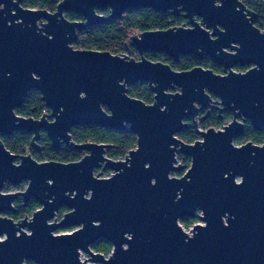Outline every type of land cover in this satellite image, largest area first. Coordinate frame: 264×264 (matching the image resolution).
Here are the masks:
<instances>
[{
    "label": "water",
    "instance_id": "95a60500",
    "mask_svg": "<svg viewBox=\"0 0 264 264\" xmlns=\"http://www.w3.org/2000/svg\"><path fill=\"white\" fill-rule=\"evenodd\" d=\"M22 1L0 0V134L25 130L37 148L45 131L53 148L86 154L37 161L0 139V264H264V144H234L244 130L240 116L264 127V30L254 24L256 12L241 0H61L54 12ZM135 8L182 15L189 26L133 35L140 59L74 46L78 31ZM65 11L84 20H69ZM146 51L175 61L209 56L226 73L175 70ZM237 65L253 66L237 72ZM140 82L151 85L153 103L128 94V85ZM34 89L50 115L17 114ZM212 103L231 111L232 121L198 129L202 139L194 143L180 139L189 127L184 119ZM79 125L129 130L136 147L124 159L110 158L107 143L73 140ZM177 153L190 157L189 167ZM100 168L111 175L99 177ZM24 180V191H3L6 182ZM19 195L41 207L16 222L2 214L15 210ZM62 207L68 212L59 220ZM197 211L203 223L189 234L179 221ZM101 239L112 245L108 256L92 248ZM82 252L89 258L81 260Z\"/></svg>",
    "mask_w": 264,
    "mask_h": 264
},
{
    "label": "trees",
    "instance_id": "16d2710c",
    "mask_svg": "<svg viewBox=\"0 0 264 264\" xmlns=\"http://www.w3.org/2000/svg\"><path fill=\"white\" fill-rule=\"evenodd\" d=\"M61 0H28L24 2L25 7L45 8L49 11H56L57 5ZM249 9L256 12L257 18L255 25L264 30V0H241ZM106 15L109 9L102 10ZM66 17L69 20L83 19L81 15L73 12H67ZM188 22L182 15H172L170 12H157L152 8H135L127 10L121 17L117 19H108L102 24L93 25L78 31V38L73 43L76 48L90 49L100 51H110L118 55H128L129 57L140 59L142 55L131 43V37L140 34L146 30L167 29L173 26H181ZM149 60L155 62H163L169 64L173 69L185 71L194 67L201 66L212 69L215 72L222 73V68L217 66L210 58H197L193 55H181L178 61L168 56L164 52L146 51L143 54ZM240 68V67H239ZM242 69V68H240ZM128 94L151 104L154 100V93L151 86L147 82H140L135 85L128 86ZM17 114L25 117L40 118L49 109L41 99V93L33 90L28 94L24 103L16 109ZM232 119L231 113H226L223 119H219L214 112L204 122L201 123L202 129L211 127H220L227 121ZM73 140L77 143L97 142L107 143V154L113 159L124 158L131 149L136 147L137 137L129 130H114L101 126H74L71 130ZM183 140L188 143L194 142L198 138V134L192 126L180 135ZM33 135L25 130L15 131L11 135L0 134V139L5 143L7 148L15 154H32L38 161H60L73 162L79 160L84 151L73 147L62 146L60 149L52 147L51 141L47 134H43L41 138V150L35 151L32 147ZM252 140L256 143L264 141V129L255 130L250 122L243 136L237 139V142ZM181 163L190 165V159L187 156L179 154ZM110 174V171H107ZM19 203L18 211L10 214L14 219H19L26 214H31L40 208V204L31 200L27 206ZM61 216V214H60ZM195 218H185L182 222L190 225L195 222ZM93 249L105 255H109L112 250L111 244L106 240H99L93 245Z\"/></svg>",
    "mask_w": 264,
    "mask_h": 264
},
{
    "label": "flooded vegetation",
    "instance_id": "af4514ba",
    "mask_svg": "<svg viewBox=\"0 0 264 264\" xmlns=\"http://www.w3.org/2000/svg\"><path fill=\"white\" fill-rule=\"evenodd\" d=\"M25 1H28V0H23L22 1V5L24 6V2ZM25 7V6H24ZM26 8H32V9H40V7L39 8H33V7H26ZM41 9H45V8H41ZM47 10V9H46ZM49 11V10H48ZM50 12H54V11H50ZM67 12H71V11H65L64 12V14H65V16H66V13ZM99 12L100 13H102V14H105V13H103L102 12V10H99ZM74 13V12H73ZM76 14V13H75ZM77 15H81V14H77ZM106 15V14H105ZM82 16V15H81ZM83 17V16H82ZM257 18V17H256ZM80 20H84V17H83V19H80ZM187 20V19H186ZM72 21H74V20H72ZM254 24H255V21H254ZM256 26V25H255ZM260 29V28H259ZM262 30V29H261ZM194 56V55H193ZM196 57V56H195ZM180 58V57H179ZM197 58H201V59H203V58H210L212 61H213V59L211 58V57H209V56H203V57H197ZM214 62V61H213ZM215 63V62H214ZM217 66H219V67H221L222 68V73H218V72H215V73H218V74H225L226 73V71H225V69H224V67L223 66H221V65H219V64H217V63H215ZM253 65H244V66H241V65H237V66H235L234 67V70L235 71H237V72H246L248 69H250L251 67H252ZM242 68V69H240V68ZM204 68V67H203ZM205 69H209V68H205ZM138 84V83H137ZM135 85V84H134ZM150 85V84H149ZM129 86V85H128ZM151 86V85H150ZM152 88V87H151ZM176 89V88H175ZM35 90V89H34ZM33 91V90H32ZM32 91H30V92H32ZM38 91V90H37ZM29 92V93H30ZM212 98H213V100L214 101H216L217 100V97H215V96H213L212 95ZM45 104V103H44ZM47 107V106H46ZM48 109H49V112L47 111V112H45V114H48V115H50L51 114V110H50V108L49 107H47ZM17 112V111H16ZM216 113L217 114V116H218V118L219 119H223L224 118V115L226 114V113H231L232 114V119H233V113L231 112V111H222V112H220L217 108H216V106H215V103H212V105H210V106H208L207 108H204V109H201L200 111H199V114L195 117V118H192V117H186L185 119H184V121L185 122H187L188 123V125H189V127L188 128H186V129H184L183 131H181L180 133H178L177 134V136L180 138V139H182L183 140V138L180 136L181 135V133L182 132H184V131H186V130H189L192 126H194V128H195V130H196V132H197V134H198V138L194 141V142H196V141H198V140H201L202 139V137H201V135L199 134V132H198V129L199 130H207V129H202L201 128V123L202 122H204V121H206L211 115H212V113ZM50 119H52L51 117H50ZM232 119L231 120H229V121H227L225 124H223V125H221L220 127H211V128H215V129H223V127L225 126V125H227L229 122H231L232 121ZM239 120L243 123V125H244V130H243V133L241 134V135H239V136H237V137H235L234 138V144L235 145H237V146H241V145H243V144H245V143H247V142H253L254 144H257V145H262V144H264V141L262 142V143H256V142H254V141H252V140H247V141H243V142H237V139L239 138V137H241V136H243V134H244V132H245V129H246V126H247V122L249 121L250 122V124H251V126L253 127V125H252V123H251V121L248 119V118H245V117H242V116H240L239 117ZM254 128V127H253ZM255 130H258V131H260V130H262V129H264V127H262L261 129H256V128H254ZM47 134L45 131H42L41 132V137L36 141V143L38 144V147L36 148V147H33V145H32V147L34 148V150L35 151H39V150H41V148H42V146H41V138H42V135L43 134ZM32 134V133H31ZM33 135V134H32ZM185 141V140H184ZM186 142V141H185ZM194 142H192V143H194ZM188 143V142H187ZM31 144H32V141H31ZM67 146V147H73V146H69V145H65V144H62V146ZM61 146V147H62ZM60 147V148H61ZM109 147H110V145H109ZM60 148H58V149H60ZM74 148V147H73ZM108 148V147H107ZM107 148H106V152H107ZM76 149V148H75ZM80 150H82V149H80ZM84 151V150H83ZM85 153H84V155L86 154V151H84ZM179 154H181V153H177V158H178V161H179ZM17 155H24V154H17ZM32 155V154H31ZM83 155V156H84ZM183 155V154H182ZM82 156V157H83ZM185 156V155H184ZM32 157H33V155H32ZM81 157V158H82ZM188 157V156H187ZM34 158V157H33ZM80 158V159H81ZM125 158V157H124ZM123 158V159H124ZM189 159H190V157H188ZM35 159V158H34ZM79 159V160H80ZM37 160V159H36ZM118 160V159H117ZM38 161V160H37ZM78 161V160H77ZM74 162V161H73ZM181 162V161H180ZM190 164H191V159H190ZM182 165H184V166H186V164H183L182 163ZM190 166V165H189ZM188 166V167H189ZM101 170H103L102 168H100ZM97 170H99V169H96L95 170V174L97 175H99V172L100 171H97ZM103 171H105V172H107V171H110V170H103ZM98 172V173H97ZM111 171H110V175H111ZM181 175V173H178V172H173L171 175L172 176H174V175ZM239 180V179H238ZM23 183H27V185H28V181L27 180H24V181H22L21 183H19L18 185H12L11 183H9V182H6L5 183V187H7V186H20V185H22ZM4 187V188H5ZM27 187V186H26ZM24 191V190H23ZM14 192H22V191H14ZM31 200H35V201H37L35 198H30L27 202H25L24 201V199H23V197L21 196V195H19L16 199H15V201L13 202V205H14V211H10V212H6V213H3L2 215H4V216H7V217H9V218H12L14 221H20V220H22L23 218H25V217H29V219L33 216V214H34V212L37 210H35L34 212H32L31 214H26V215H24L23 217H21V218H19V219H14L13 217H11L10 216V214H13V213H16L17 211H18V206H19V203L20 202H22L21 203V205H23L24 207L25 206H27L28 204H29V202L31 201ZM38 202V201H37ZM39 203V202H38ZM40 207H41V205H40ZM66 212H68V209L66 208V207H62L59 211H57V216L58 215H60L61 214V216H60V219L63 217V215H64V213H66ZM58 218V217H57ZM193 218H195V219H198V216L196 215L195 217H193ZM192 218V219H193ZM59 219V220H60ZM183 219H185V218H183ZM183 219H180V221L181 220H183ZM190 219V218H189ZM201 220V219H200ZM179 221V222H180ZM202 221V220H201ZM0 237H3V236H0ZM101 240H105V239H101ZM107 241V240H106ZM110 243V242H109ZM111 244V243H110ZM112 246V245H111ZM112 251V250H111ZM105 255V254H104ZM105 256H108V255H105ZM24 264H35V262L33 261V260H31V259H25V261H24Z\"/></svg>",
    "mask_w": 264,
    "mask_h": 264
},
{
    "label": "rangeland",
    "instance_id": "374dc122",
    "mask_svg": "<svg viewBox=\"0 0 264 264\" xmlns=\"http://www.w3.org/2000/svg\"><path fill=\"white\" fill-rule=\"evenodd\" d=\"M131 43H132V41H131ZM177 91H179V89L178 88H176V89H172L171 90V92H177ZM47 112V111H46ZM106 155L109 157V155L106 153ZM123 159V158H122ZM179 163H181L180 162V160H179ZM182 164V163H181ZM184 164V163H183ZM187 168V167H186ZM97 171H100L99 172V177H108L110 174H108L107 172H105V171H103V170H101V169H99V170H97ZM98 173V172H97ZM184 172H181V175L183 174ZM174 175V174H173ZM180 175V176H181ZM174 176H179V175H174ZM26 186H27V183H23L22 185H20V186H7V187H5L4 189H3V191L4 192H14V191H23V190H25L26 189ZM58 217V219H60V215H58L57 216ZM197 223H203V221H201L200 219H196L195 220V222H193L192 224H190V225H186V224H184L183 222H182V220L180 221V224H181V226L183 227V229L185 230V231H187V230H190L191 228L193 229V226L195 225V224H197ZM3 237H0V239H2ZM92 248H93V246H92ZM89 258V255L87 254V253H85V252H82L81 253V260H86V259H88ZM88 264H94V263H92V262H88Z\"/></svg>",
    "mask_w": 264,
    "mask_h": 264
},
{
    "label": "built area",
    "instance_id": "2783aa9c",
    "mask_svg": "<svg viewBox=\"0 0 264 264\" xmlns=\"http://www.w3.org/2000/svg\"><path fill=\"white\" fill-rule=\"evenodd\" d=\"M183 25H184V26H189V23L186 22V23H184ZM173 27H177V26H173ZM201 214H202V213H201L200 211H197L198 219H200L199 216H200ZM193 227H194V226H193ZM186 232L189 233V234H191V233H192V228H191L190 230H187Z\"/></svg>",
    "mask_w": 264,
    "mask_h": 264
}]
</instances>
